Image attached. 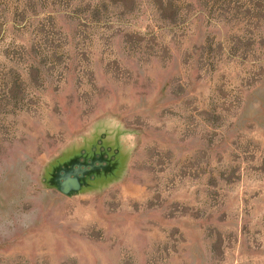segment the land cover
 I'll return each instance as SVG.
<instances>
[{
	"label": "rangeland",
	"instance_id": "rangeland-1",
	"mask_svg": "<svg viewBox=\"0 0 264 264\" xmlns=\"http://www.w3.org/2000/svg\"><path fill=\"white\" fill-rule=\"evenodd\" d=\"M0 264H264V0H0Z\"/></svg>",
	"mask_w": 264,
	"mask_h": 264
},
{
	"label": "water",
	"instance_id": "water-1",
	"mask_svg": "<svg viewBox=\"0 0 264 264\" xmlns=\"http://www.w3.org/2000/svg\"><path fill=\"white\" fill-rule=\"evenodd\" d=\"M86 168V166H84ZM80 187L79 180L76 177L68 176L61 182V191L67 193L70 189L77 190Z\"/></svg>",
	"mask_w": 264,
	"mask_h": 264
}]
</instances>
